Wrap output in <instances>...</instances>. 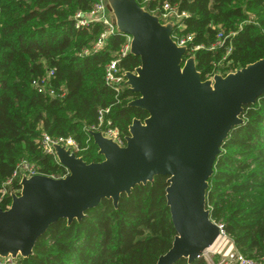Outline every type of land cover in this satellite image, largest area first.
I'll list each match as a JSON object with an SVG mask.
<instances>
[{"label":"trees","instance_id":"obj_1","mask_svg":"<svg viewBox=\"0 0 264 264\" xmlns=\"http://www.w3.org/2000/svg\"><path fill=\"white\" fill-rule=\"evenodd\" d=\"M175 5L183 26L172 33L189 35L183 58L194 57L201 80L225 75L264 57V0H136L151 11L161 2ZM94 0H0V207L10 203L17 189L12 177L21 160L52 177L66 173L54 156L42 151L41 133L71 137L85 162L102 156L88 133L98 110L108 107L121 136L133 118L146 112L128 102L137 93L123 86L117 96L104 84V67L117 56L124 36H107L96 52L83 53L103 26L91 22L74 27L73 15L90 10ZM157 12H155L156 14ZM222 30L221 45L212 49ZM197 46V47H196ZM118 68L132 71L139 57L126 52ZM52 70L54 95L31 84ZM243 122L233 127L220 146L207 180L205 207L222 223L234 248L244 256L264 255V93L243 106ZM166 176L135 185L120 194L116 206L102 198L80 220L59 219L37 238L32 253L18 256L20 264H154L171 246L175 230L165 202ZM173 264H188L180 258ZM190 264H204L194 259Z\"/></svg>","mask_w":264,"mask_h":264},{"label":"water","instance_id":"obj_2","mask_svg":"<svg viewBox=\"0 0 264 264\" xmlns=\"http://www.w3.org/2000/svg\"><path fill=\"white\" fill-rule=\"evenodd\" d=\"M116 31L131 37L129 53L139 65L125 71L128 102L146 112L133 118L120 146L99 131L88 133L102 160L85 162L64 146L54 155L67 173L34 174L19 180L20 190L0 207V257H28L35 241L59 219L80 220L102 198L116 206L120 194L135 185L166 176L165 202L175 234L170 248L154 264H190L212 244L217 225L205 207L207 180L220 146L243 122V106L264 93V57L201 80L186 45L171 38L174 23H161L136 0H104Z\"/></svg>","mask_w":264,"mask_h":264},{"label":"built area","instance_id":"obj_3","mask_svg":"<svg viewBox=\"0 0 264 264\" xmlns=\"http://www.w3.org/2000/svg\"><path fill=\"white\" fill-rule=\"evenodd\" d=\"M142 6L144 9L145 7ZM147 10V9H145ZM151 14L157 15L158 19L161 23H165L167 21H172L174 23V28H181L183 23L181 18L185 16L184 12H179L175 5L168 3L167 1H163L155 7L153 10L149 11ZM74 27L80 28L88 25L91 22H99L102 24L103 29L99 33L96 40L92 43L89 49H85L83 53L88 52H96L100 50L107 36L113 33H118L124 36V42L122 43L117 56L111 59L109 62L105 64L104 67V75L103 81L106 86H108L117 96L121 91L123 86H127L125 84L124 72L118 68V61L121 56H123L126 52L129 51V44L131 37L127 34H122L116 31L115 25L111 23L110 14L108 9L104 4V0H94L90 10L87 12H76L73 15ZM172 29V30H173ZM171 38L175 41L177 45H186V43L191 39L189 35H177L175 32L171 31ZM224 36L222 35V30H219L216 33V41L210 46V49L221 45L223 42ZM197 47V46H196ZM52 70H48L46 74L41 76L40 78L33 79L31 84L36 88L38 92L46 91L49 95H54V90L50 85V79L52 76ZM216 74V73H214ZM213 75V74H212ZM209 76V78L212 77ZM109 110L108 107L101 108L98 110L97 115V123L95 126L89 128V130L99 131L102 136L112 140L118 145H124V137L121 136L119 130L111 125L110 120L104 121V113H107ZM88 130V131H89ZM39 144L43 152L52 154L57 161L54 151L53 145L58 144L68 148L70 152H73L76 155L81 148L79 144L71 137H51L47 133H41ZM58 162V161H57ZM67 173V171H66ZM65 173V174H66ZM34 174H41L36 171V168L33 164L29 163L26 160H21L17 165L15 170L12 173V177L18 178L19 180L22 175L26 177L32 176ZM64 174V175H65ZM49 176V175H48ZM11 179H8L4 182L3 186L0 188V195H4L7 193L4 185L10 184ZM20 190V185L17 189H12L9 191V195L11 193L17 194ZM214 222V221H213ZM217 225L218 233L214 241L211 245L201 251L197 256L196 260L203 262L204 264H264V255L254 259L244 256L239 251L234 248L233 242L230 239L229 235L226 233L222 223L214 222ZM18 257H0V264H20L17 260Z\"/></svg>","mask_w":264,"mask_h":264}]
</instances>
